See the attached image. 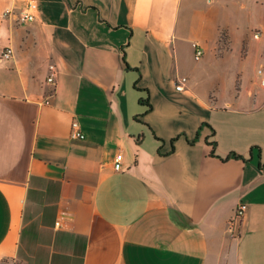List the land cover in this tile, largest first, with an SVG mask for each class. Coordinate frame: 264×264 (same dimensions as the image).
I'll use <instances>...</instances> for the list:
<instances>
[{
  "label": "crops",
  "instance_id": "0c3cea01",
  "mask_svg": "<svg viewBox=\"0 0 264 264\" xmlns=\"http://www.w3.org/2000/svg\"><path fill=\"white\" fill-rule=\"evenodd\" d=\"M30 1L0 0V264H264V0ZM195 44L238 47L233 95L177 90Z\"/></svg>",
  "mask_w": 264,
  "mask_h": 264
},
{
  "label": "rangeland",
  "instance_id": "374dc122",
  "mask_svg": "<svg viewBox=\"0 0 264 264\" xmlns=\"http://www.w3.org/2000/svg\"><path fill=\"white\" fill-rule=\"evenodd\" d=\"M252 17V15L247 14V22L251 21ZM232 54L235 55V57L229 63L217 62L211 53H206L204 57L201 58V60H197L195 59V57L194 59L190 57L187 62L188 71L190 73L184 72L183 74L191 77L192 81H194L196 85V88H200L203 90L214 88L218 95H224V93H227V96L233 95L236 85L237 87L240 86V80L237 79L236 67H239L241 59L240 51L237 46L235 47L234 52ZM206 67L209 69V71L205 70ZM211 69L214 71L216 70L217 73H215L218 74L216 75L217 77L213 78V80H210L209 77ZM249 73L250 77H254L253 64H250L249 66Z\"/></svg>",
  "mask_w": 264,
  "mask_h": 264
},
{
  "label": "built area",
  "instance_id": "2783aa9c",
  "mask_svg": "<svg viewBox=\"0 0 264 264\" xmlns=\"http://www.w3.org/2000/svg\"><path fill=\"white\" fill-rule=\"evenodd\" d=\"M38 10H39L38 2L36 0L30 1L20 11V14H19L20 21L23 23H27V22H32V21L36 20L38 17ZM254 36L259 37L260 33L256 32L254 34ZM12 54H13V49L10 46L6 47L1 52V56L6 57V58L11 57ZM203 54H204L203 48H201L199 45L195 44V58L200 59L203 56ZM49 68H50V74L48 76V81L51 83H54L55 77H56L57 71H58V66L56 63L52 62V63H50ZM263 72L264 71L262 68L258 69V74L262 75ZM188 81H189V77L187 75H182V76L178 77L177 80L175 81L177 90H180V91L185 90L187 87ZM262 82L264 83V78H263ZM71 135L75 138H85L86 137L85 133L82 131L81 124L77 120H74L72 122ZM122 160H123V154L119 153L115 159V168L116 169L122 168ZM247 208H248L247 203H245V202L240 203L236 209V218L242 217L245 214Z\"/></svg>",
  "mask_w": 264,
  "mask_h": 264
},
{
  "label": "trees",
  "instance_id": "16d2710c",
  "mask_svg": "<svg viewBox=\"0 0 264 264\" xmlns=\"http://www.w3.org/2000/svg\"><path fill=\"white\" fill-rule=\"evenodd\" d=\"M124 60H125V58H124ZM125 63H126V65H127V67H130L129 64H128V62H127L126 60H125ZM145 90H146L147 93L149 94V90H148V89H145ZM140 101L143 102V103H147V104L149 105V110L152 109V104L149 102L148 99L140 98ZM203 126H209V127L212 129L213 134H215V129H214V128H213L208 122H203V123L201 124V126H200V129H199V131H198L197 137H196L195 139L191 140V141H190L191 143H195V142L198 140V138H199V134H200V130H201V128H202ZM157 138H159L160 140L163 141V139H161L160 137H157ZM207 142H208L209 144H212V150H211L210 154H211L212 156H219V155L216 154L217 141L209 142L208 139H207ZM251 150H252V152L255 151V150H256V151H261V147H260L259 145H253ZM231 158L247 160V158H246L243 154L237 153V152H235V151L231 152L228 156H226V157H224V158L221 157V159H223V160H225V161H226V160H229V159H231Z\"/></svg>",
  "mask_w": 264,
  "mask_h": 264
}]
</instances>
